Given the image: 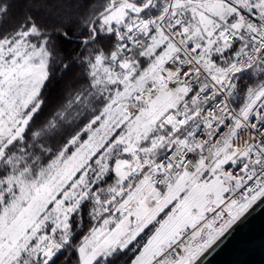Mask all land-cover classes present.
I'll list each match as a JSON object with an SVG mask.
<instances>
[{"label":"snow or ice","instance_id":"snow-or-ice-1","mask_svg":"<svg viewBox=\"0 0 264 264\" xmlns=\"http://www.w3.org/2000/svg\"><path fill=\"white\" fill-rule=\"evenodd\" d=\"M260 205L264 0H0V264H210Z\"/></svg>","mask_w":264,"mask_h":264},{"label":"water","instance_id":"water-1","mask_svg":"<svg viewBox=\"0 0 264 264\" xmlns=\"http://www.w3.org/2000/svg\"><path fill=\"white\" fill-rule=\"evenodd\" d=\"M225 244L227 247L221 245L207 257L210 264H264V205L257 207L250 223Z\"/></svg>","mask_w":264,"mask_h":264}]
</instances>
